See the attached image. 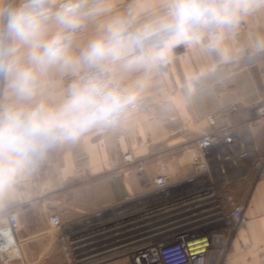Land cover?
<instances>
[{
	"label": "crops",
	"instance_id": "0c3cea01",
	"mask_svg": "<svg viewBox=\"0 0 264 264\" xmlns=\"http://www.w3.org/2000/svg\"><path fill=\"white\" fill-rule=\"evenodd\" d=\"M108 3L112 13L135 9L143 21L159 11L161 0ZM95 28L89 24L77 43H86ZM262 35L264 6L226 38L233 53L227 62L200 47L175 48L167 65L147 77L138 106L118 129L93 131L51 150L34 174L0 199V228L10 213L19 221L23 260L15 264H68L69 258L83 264H134L126 250L159 198L151 192L153 179L163 165L170 168L172 181L193 174L191 155L183 148L223 127L213 152L231 157L225 162L227 173L216 178L231 182L222 192L244 208L248 220L236 228L227 254L212 250L207 264H264V124H252L264 109V51L253 50ZM64 88L65 77L58 73L44 82V94L53 103ZM243 151L247 155L241 157ZM128 153L131 163L124 161ZM52 214L61 218L58 229L49 227Z\"/></svg>",
	"mask_w": 264,
	"mask_h": 264
},
{
	"label": "clouds",
	"instance_id": "9594fccd",
	"mask_svg": "<svg viewBox=\"0 0 264 264\" xmlns=\"http://www.w3.org/2000/svg\"><path fill=\"white\" fill-rule=\"evenodd\" d=\"M260 6L264 0H161L141 21L135 9L112 13L108 0H0V199L51 150L120 124L175 48L200 47L231 60L226 38ZM91 23L94 34L78 44ZM253 50L264 51V35ZM52 73L69 77L55 103L44 94Z\"/></svg>",
	"mask_w": 264,
	"mask_h": 264
},
{
	"label": "built area",
	"instance_id": "2783aa9c",
	"mask_svg": "<svg viewBox=\"0 0 264 264\" xmlns=\"http://www.w3.org/2000/svg\"><path fill=\"white\" fill-rule=\"evenodd\" d=\"M68 81L69 77H65L66 86ZM207 120L215 124L214 116ZM252 124H264V109ZM225 130L223 127L183 148V153L191 155L193 174L182 181H172L170 168L163 165L153 179L151 192L159 198L149 207L146 219L139 225L141 231L133 235L126 250L134 264H207L209 251L226 244L228 230L247 223L244 208L212 185L217 173H227L225 162L231 157L228 152H213ZM246 155V151L241 153V157ZM124 161L133 162L132 155H124ZM183 182L189 187H183ZM48 224L51 229H58L62 224L60 216L50 215ZM212 224L215 226L208 233L201 231ZM18 230L17 215L8 214L6 224L0 228V264L23 260ZM68 264L83 262L69 258Z\"/></svg>",
	"mask_w": 264,
	"mask_h": 264
},
{
	"label": "rangeland",
	"instance_id": "374dc122",
	"mask_svg": "<svg viewBox=\"0 0 264 264\" xmlns=\"http://www.w3.org/2000/svg\"><path fill=\"white\" fill-rule=\"evenodd\" d=\"M229 183H231V182H229V181L226 182V181H222V180H215V181L212 183V185H213L217 190H219V189L224 190V187L227 186ZM220 199H221V198H219V202H220ZM243 225H244V224H243ZM214 226H215V225L212 224V225H210V226L203 227V228H201V231H205V233H208L211 229L214 228ZM236 232H237L236 228H230V229L228 230V233L226 234V238H227L226 244H225V245H222L221 247L212 248V249L209 251L208 255L210 254V252H211L212 250H216V249H221V250H223V251H224V255L227 254L228 250L230 249V244H231V242H232V240H233L234 234H235Z\"/></svg>",
	"mask_w": 264,
	"mask_h": 264
}]
</instances>
